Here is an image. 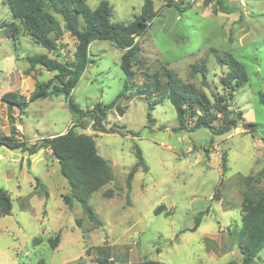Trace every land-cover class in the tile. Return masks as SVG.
<instances>
[{
    "label": "rangeland",
    "instance_id": "obj_1",
    "mask_svg": "<svg viewBox=\"0 0 264 264\" xmlns=\"http://www.w3.org/2000/svg\"><path fill=\"white\" fill-rule=\"evenodd\" d=\"M100 1L86 0L91 9ZM106 1L113 9L111 21L124 23L140 13L143 2ZM214 2L154 0L156 16L145 33L135 37L140 54L133 78L120 68L121 48L108 40L89 44L91 62L72 89V100L86 109L98 101L109 103L122 92L102 124L124 133L96 131L90 124L82 128L62 94L28 102L23 111L9 110L0 101V135L10 132L9 114L14 116L17 141L24 140L28 147L72 126L94 139L113 173L87 200L96 222L79 202L64 203L69 187L49 149L28 154L0 145V187L12 204L10 214L0 215V264H101V259H107L106 264L149 259L160 264H240L243 193L264 188V0H226L229 12H213ZM11 19L0 0V95L13 90L27 98L38 82L54 74L39 65L30 67L27 57L72 58L75 39L65 32L62 49L49 51L21 25L11 36L2 24ZM210 48L230 53L244 66L247 80L227 102L242 121L257 123L254 132L241 125L223 134L206 127L176 131V111L164 85L159 90L150 85L149 75L166 65L209 99L225 96L220 77L227 66ZM193 63L206 66L205 85L200 74L191 73ZM150 100L158 101L153 109ZM134 143L148 170L137 167L128 192L125 178L136 162ZM108 189L110 197L104 195ZM205 209L200 225L190 230L195 214ZM253 264H264V246Z\"/></svg>",
    "mask_w": 264,
    "mask_h": 264
},
{
    "label": "trees",
    "instance_id": "obj_2",
    "mask_svg": "<svg viewBox=\"0 0 264 264\" xmlns=\"http://www.w3.org/2000/svg\"><path fill=\"white\" fill-rule=\"evenodd\" d=\"M153 2L154 0H143L140 13L132 21L124 23L111 21L113 9L106 0H101L94 9L88 6L86 0H2L12 18L2 24L7 27L11 36L21 25L35 43L49 51H59L63 47L64 33L68 32L75 39V48L72 58H64L63 61L50 58L46 54L28 56L27 61L30 67L39 65L53 72V77L46 82H38L27 98L16 91L9 90L0 95V101L5 103L9 110L15 107L23 111L28 102L62 94L71 114L80 119L82 128L90 124L96 131L124 133L122 129L105 128L102 124L106 113L114 107L122 92L109 103L98 101L92 107L83 109L73 102L72 89L91 62L88 56L89 44L97 39L108 40L123 50L120 57V68L127 77H134L133 65L138 63L140 54V46L135 37L144 34L149 22L156 16L157 12L153 8ZM212 11L229 12V9L225 0H215ZM209 50L215 54L218 62L227 66V72L220 77V82L226 89L225 96L209 99L193 83L183 81L166 65L162 66L159 73L149 75L152 79L150 85L155 90H159L160 86L164 85L167 91L165 97L175 108L177 126L174 130L193 131L199 127H206L214 134H223L241 125L247 132H254L257 123L242 121L241 113L232 109L228 103L234 92L247 80L244 66L228 52L221 55L215 48ZM190 70L193 74H200L203 85L207 83V69L203 63L191 64ZM145 88L143 86L141 91H145ZM157 102L150 100L149 108L153 109ZM8 118L10 132L8 135H0V145L18 148L21 151H27L28 154L35 153L39 148L49 149L57 160L60 174L65 178L69 187V194L63 196L64 203L69 205L73 200L79 202L86 215L98 222L87 200L94 191L113 179V173L107 160L98 153L94 139L89 134L76 132L71 126L63 133L43 137L37 146L28 147L24 140L17 141L18 131L14 124V116L9 114ZM147 118L152 121L150 111L147 112ZM133 148L136 162L125 178L128 192L137 167H141L144 171L148 170L140 147L134 143ZM221 158L222 170L225 171L226 154L222 153ZM36 181L38 184V180ZM104 195L110 197L112 191L108 189ZM11 208L8 192L0 187V215L10 214ZM242 209L243 215L237 242L242 254L240 264H253L264 246V188L246 190L243 193ZM206 212L207 209L195 214L190 230L193 231L200 225L202 216ZM58 239L57 234L53 240H50V245L53 246ZM107 261V259L100 260L101 264H106ZM128 264L160 263L149 259ZM226 264L239 263L229 261Z\"/></svg>",
    "mask_w": 264,
    "mask_h": 264
},
{
    "label": "crops",
    "instance_id": "obj_3",
    "mask_svg": "<svg viewBox=\"0 0 264 264\" xmlns=\"http://www.w3.org/2000/svg\"><path fill=\"white\" fill-rule=\"evenodd\" d=\"M226 1V0H225Z\"/></svg>",
    "mask_w": 264,
    "mask_h": 264
}]
</instances>
